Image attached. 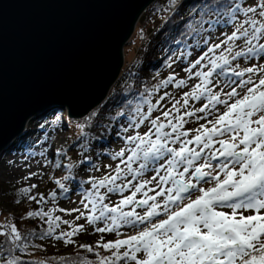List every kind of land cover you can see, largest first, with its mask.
<instances>
[{
  "label": "snow or ice",
  "instance_id": "obj_1",
  "mask_svg": "<svg viewBox=\"0 0 264 264\" xmlns=\"http://www.w3.org/2000/svg\"><path fill=\"white\" fill-rule=\"evenodd\" d=\"M156 11L172 22L165 64L186 76L173 70L129 89L104 128L123 141L117 151L92 131L106 115L98 109L80 118L74 139L51 159L48 133L26 150V161L40 157L39 169L21 178L15 203L35 202L21 219L40 224L21 231L12 217L0 223V264H26L17 253L35 239L75 251L28 264H264V0H166ZM62 119L54 112L39 127ZM101 157L109 160L104 171ZM49 165L65 175L47 195L34 193L38 185L27 182ZM90 170L101 174L80 176ZM73 196L78 207L56 206ZM89 229L99 239L79 243Z\"/></svg>",
  "mask_w": 264,
  "mask_h": 264
},
{
  "label": "water",
  "instance_id": "obj_2",
  "mask_svg": "<svg viewBox=\"0 0 264 264\" xmlns=\"http://www.w3.org/2000/svg\"><path fill=\"white\" fill-rule=\"evenodd\" d=\"M156 1L0 0V157L49 109L80 119L102 105Z\"/></svg>",
  "mask_w": 264,
  "mask_h": 264
},
{
  "label": "trees",
  "instance_id": "obj_3",
  "mask_svg": "<svg viewBox=\"0 0 264 264\" xmlns=\"http://www.w3.org/2000/svg\"><path fill=\"white\" fill-rule=\"evenodd\" d=\"M165 2L166 0H157L154 2L140 19L135 34L129 44H142L143 49L140 53H137V55L132 58V60H127L128 55L126 54L127 68L125 71L123 70V74H121L120 79L113 87L108 99L95 109H98L101 113L106 115H102L100 125L94 129L105 128L110 124L109 117L115 114L117 111L116 106L124 98V96L129 94L130 88L141 89L144 86H150L154 83H157L160 79L166 78L169 75L168 72L171 71V68L165 64L168 53L164 51V48L166 47L165 39L169 29L172 27V22L167 20V13L156 11V9L161 5H164ZM183 12L184 8H181L180 13L182 14ZM177 20H179V14H174L172 16V21ZM132 49L129 50L132 51ZM129 50L126 48V53H129ZM54 112H60L62 114L63 119L60 122L59 127L68 130L72 129L75 130V133L77 132L75 125L76 123L80 122V119H73L70 122H67V118L70 117L68 110L61 106H57L49 109L42 116L35 119L24 134L25 136H23L21 139L19 138L14 143L12 148L18 150L25 149L26 146H34L36 135L34 136L29 133L32 131L37 133L50 132V128H52V126L50 127L46 125L45 128L42 129L39 127V125L43 123L45 119L51 122L52 113ZM54 126L55 125H53V127ZM27 149L28 148H26V150ZM19 187L21 186L12 187L7 190H3L2 188L0 189V193L8 202L6 203L13 204L19 210L17 214H12L10 212H5V206H0V223L5 222L7 217H12L17 227L21 229V231H28L33 228H38L40 222L37 219H21V217L24 216L28 210L36 209L38 206L35 204V202L29 203L26 200H22L18 204L15 203V200L17 199L16 189ZM46 207H48V204ZM47 241L48 240L42 241L35 239L33 240L32 245L29 247L26 254H17L22 256L26 264H28V262L33 259H48L53 256L65 255L64 253H55L49 247ZM36 245H40V247H36Z\"/></svg>",
  "mask_w": 264,
  "mask_h": 264
},
{
  "label": "rangeland",
  "instance_id": "obj_4",
  "mask_svg": "<svg viewBox=\"0 0 264 264\" xmlns=\"http://www.w3.org/2000/svg\"><path fill=\"white\" fill-rule=\"evenodd\" d=\"M126 48L128 50L132 49V51L129 50V53H126L128 55L127 60H132V58H134L137 55V53H140L142 51L143 46H142V44L136 43L134 45L128 44L126 46ZM126 68H127V61H126V65L124 67V71ZM173 70L178 72L180 77L186 76V73L181 71L180 68L177 67L176 64H174L172 66L171 71L168 73L170 74ZM123 72H122V74H123ZM169 90L172 92H175L177 95V98H179L180 93L178 90L172 89L171 87ZM183 90L187 91L188 88H185ZM157 114H159V113H154V115H157ZM71 120H73L71 117L67 118V122H70ZM33 122L34 121H32V123ZM193 126H194V124L189 123L186 127L190 128ZM144 130L145 129H143V128L141 129L142 132ZM92 131L94 133H104V128L93 129ZM45 133H48V136L50 139L48 140L47 143H45L43 145V147H48V143L51 144V149L48 152V156L51 159L52 151L54 149L61 147L62 145L64 147H67V143L69 141H71L72 139H74L75 130H72V129L68 130V129H65L62 127H57V126L53 127L52 126V128H50V132L37 133L35 131H32L29 134L34 135V136L36 135L34 141H37V140L44 138ZM104 134L108 139H110L112 141L111 144L109 145V147L112 151H117L120 149V147L123 146V141H121L119 138L115 137L114 135H110L108 133H104ZM23 136H25V135H23ZM35 147H36L37 151L40 150V146H35ZM26 148H29V146H26L25 149H18V150L11 148L9 151H6L0 157V189L2 188L3 190H7V189H10V188L16 187V186H23L24 182L21 180V178L26 176L29 171H33V172L38 171L39 165L36 163V161L38 159H40V157L29 158L26 161L24 158L27 155ZM68 156H69V158L75 160L76 150L74 149V150L70 151L68 153ZM77 163H78V161H77ZM108 163H109V160L106 158H103V157H101L99 160H97V164L101 166V171L105 170L103 168V165L108 164ZM29 165H30V167H29ZM42 171H43L42 178L33 177L27 183L28 184L35 183L38 185V187L36 189H34V193H44L45 195H47V192L49 190H52V189L57 187V185L55 184V179L60 178L63 175H65V172L61 169H56V168L52 167L51 165L45 166L42 169ZM101 171L90 170L89 173L80 172V176L85 178V179L87 178L88 174L99 176L101 174ZM17 181H20V183H17ZM114 199H115V197H114ZM72 201L73 202H69V201L64 200V199H59L56 201V206L66 208V209L76 208L79 206V203H78L79 202V196H73ZM6 202H7V200L0 193V206H2V207L5 206V208H4L5 212L17 214V212L19 210L13 204H7L8 202L7 203ZM53 206L54 205L51 202L48 203V207H53ZM55 214L62 215L64 219H69V220L73 219V216L75 215V214H73L72 216H69L67 214L60 213L59 211H57ZM79 223H84V221L81 220V221H79ZM62 226H63V228L67 227L64 225H62ZM123 231L127 232V234H132L131 232H128L127 229H124ZM89 233L90 234H84V235L79 236L78 242L79 243H85V242L86 243H93L99 239L100 234L91 233V229H89ZM104 235H105L106 240L115 239L114 234H104ZM47 244L57 254H61V253L68 254V253H73L75 251V249L72 246H65L63 243H58L55 241L48 240Z\"/></svg>",
  "mask_w": 264,
  "mask_h": 264
},
{
  "label": "bare ground",
  "instance_id": "obj_5",
  "mask_svg": "<svg viewBox=\"0 0 264 264\" xmlns=\"http://www.w3.org/2000/svg\"><path fill=\"white\" fill-rule=\"evenodd\" d=\"M42 115H43V114H42ZM42 115H41V116H42ZM39 117H40V116H39ZM13 145H14V144H13ZM13 145H12V146H13ZM11 148H12V147H11ZM11 148H10V149H11Z\"/></svg>",
  "mask_w": 264,
  "mask_h": 264
}]
</instances>
